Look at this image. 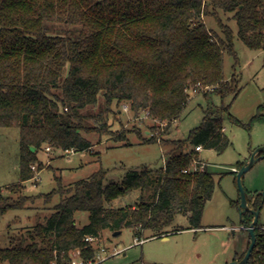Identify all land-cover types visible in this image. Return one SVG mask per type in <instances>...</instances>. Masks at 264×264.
I'll list each match as a JSON object with an SVG mask.
<instances>
[{
	"label": "trees",
	"instance_id": "1",
	"mask_svg": "<svg viewBox=\"0 0 264 264\" xmlns=\"http://www.w3.org/2000/svg\"><path fill=\"white\" fill-rule=\"evenodd\" d=\"M217 10L232 14L248 48L264 50V0H0V127L19 128V180L6 195L0 189V215L33 199L23 194V183L43 169L40 152L90 151L86 134L110 132L108 116H116L120 104L128 103L134 117L145 114L152 128H168L191 92L236 96L234 80L222 75L223 52L234 53L232 32L224 26L221 38L203 20L206 14L218 19ZM227 110H206L187 138L167 140L172 149L163 166L128 169L120 182L104 184L106 171L98 170L59 184L46 195L59 201L42 222L9 237L0 264H70L74 251L88 262L96 249L87 238L123 228L136 238L146 231L166 236L177 213L188 216L191 229L201 228L214 176L208 169L182 170L200 160L195 146L226 149ZM156 141L162 142L142 137L143 143ZM131 191H138L134 204L112 205ZM76 211L89 214L82 227L75 225ZM243 218L242 226H249L253 216ZM255 234L247 264H264L259 222Z\"/></svg>",
	"mask_w": 264,
	"mask_h": 264
},
{
	"label": "rangeland",
	"instance_id": "2",
	"mask_svg": "<svg viewBox=\"0 0 264 264\" xmlns=\"http://www.w3.org/2000/svg\"><path fill=\"white\" fill-rule=\"evenodd\" d=\"M217 11L219 20L212 14H206L203 20L207 29L221 38H224V26L232 32L234 53L223 52L222 75L224 80H234L238 89L236 96L191 92L182 113L168 128L165 124L152 128L153 122L145 114L134 117L128 103H122L116 116H108L110 132L86 134L92 142L90 151L69 154L45 149L40 152L38 157L44 163L43 169L23 183V194L33 199L25 203V208L0 215V247L8 245L9 237L43 221L59 201L58 195L50 199L46 195L59 184L68 185L98 170L106 171L104 184L120 182L128 169L163 166L172 149L167 140L187 138L189 132L199 126L206 110L228 107L227 112L222 113L228 146L221 153L203 149L199 155L215 180L213 195L203 208L202 227L191 229L188 216L177 213L166 236L150 237L151 232L146 231L143 238L138 237L142 241L137 242L130 228H123L117 235L105 229L92 245L96 249L95 260L104 258L98 264H227L242 257L248 248L249 233L242 228L239 215L237 173L252 152L264 145V50L248 48L238 36L232 14ZM124 105L128 108L126 111ZM116 108L113 103L112 109ZM150 135L160 137L162 142L143 143L142 137ZM18 180L19 128L0 127V189L3 194H8L6 187ZM242 181L247 200L252 201L258 195L256 203L260 206L259 195L264 192V153L244 173ZM19 195L16 192L12 196ZM137 198L138 191H131L114 200L112 205L134 204ZM74 219L75 225L82 227L88 223L89 214L76 211ZM258 222L264 226V206ZM175 229L182 230L173 231Z\"/></svg>",
	"mask_w": 264,
	"mask_h": 264
},
{
	"label": "water",
	"instance_id": "3",
	"mask_svg": "<svg viewBox=\"0 0 264 264\" xmlns=\"http://www.w3.org/2000/svg\"><path fill=\"white\" fill-rule=\"evenodd\" d=\"M261 152H264V145L256 149L254 152H252L250 159L240 167L237 173V185H238L239 194H240L239 215L242 218L241 222L242 223L244 222L243 214L247 212L251 213L253 218L249 226H245V225L242 226V228H244L249 233V244H248V248L246 252L244 253V256L239 260L234 259L227 264H247L252 254V251L255 247V243H256L255 228L258 222L262 204L260 206H257L256 208L254 207L255 200L258 195H256L252 201H248L246 199V192H245V188L243 185L242 176L244 175L245 172H247L254 165V163L257 161ZM260 195L262 196V202H263L264 192ZM119 233L120 231H117L114 233V235H117Z\"/></svg>",
	"mask_w": 264,
	"mask_h": 264
},
{
	"label": "built area",
	"instance_id": "4",
	"mask_svg": "<svg viewBox=\"0 0 264 264\" xmlns=\"http://www.w3.org/2000/svg\"><path fill=\"white\" fill-rule=\"evenodd\" d=\"M123 109L126 111L128 108L126 105H124ZM47 150L49 148H46ZM194 150L197 151V152H201L203 150L202 146H195L194 147ZM66 153H73L72 151H65ZM32 169H35L34 166H32ZM204 169H208V166H207V163L202 161L201 159L196 161V160H193L191 162V164L189 165L188 168H185L182 170L183 173H189V172H194V171H202ZM233 171L236 172L235 168H233ZM38 174V173H37ZM88 241H90L91 243L93 241H95L96 239H93V238H87ZM136 241L137 242H140L142 240L136 238ZM78 254H79V251H74L73 252V255H72V260L70 261V264H98L100 261L104 260V258H100V261H96L95 259L94 260H89L88 262H84L83 260H81L79 257H78Z\"/></svg>",
	"mask_w": 264,
	"mask_h": 264
}]
</instances>
